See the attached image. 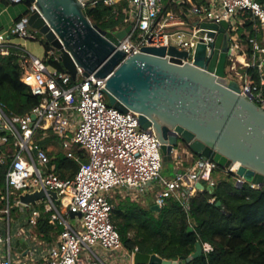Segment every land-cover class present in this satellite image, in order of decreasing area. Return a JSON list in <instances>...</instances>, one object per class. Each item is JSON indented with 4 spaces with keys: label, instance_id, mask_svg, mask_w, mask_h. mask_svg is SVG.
I'll list each match as a JSON object with an SVG mask.
<instances>
[{
    "label": "built area",
    "instance_id": "built-area-1",
    "mask_svg": "<svg viewBox=\"0 0 264 264\" xmlns=\"http://www.w3.org/2000/svg\"><path fill=\"white\" fill-rule=\"evenodd\" d=\"M121 1L106 0L105 3L113 6ZM126 1L124 25L118 30L128 25H133V28L121 41L119 49L130 56L143 53L144 48L173 46L179 51L189 52L188 59L183 63L194 65L198 45L207 46L206 58L210 59L214 51L211 44L215 38L210 37L209 31L201 28V24L227 21L232 41V51L228 57L229 74L242 83V94L252 96L254 102L264 109L263 77L258 86L245 73L237 71L239 63L241 69L255 68L263 76L264 46L254 42L248 62L240 63L241 56L235 51L239 49L237 17L240 13H247L252 22L264 30V4L260 0H203L200 4L170 0L173 4H179L180 13L166 11L163 0ZM11 2L19 4L24 1ZM87 5L84 3L85 8ZM29 11L31 14L35 11L33 4ZM29 17L16 23L11 36L0 33L1 55L10 54V47L15 46L12 43L14 38L36 41L27 26ZM20 61L22 82L34 96L41 99V103L31 113L19 118L9 117L0 107V145L7 142L5 134L9 133L16 147L6 176L7 189L9 192L11 189L20 192L18 204L20 194L42 188L57 192L61 206L50 196L42 201L45 202L46 211L51 214L50 223L64 228L52 256L43 258L37 264H109L110 261L116 263L120 253H123L128 264H134L138 251L129 253L123 248L120 234L112 222V193L120 190L138 201V195L150 194L152 186L158 184L161 191L157 194L155 206L162 208L164 200L173 197L188 210L190 199L201 192L197 187L199 183L205 181L208 186L215 187L212 173L220 167L211 160L195 158L189 152V158L194 160L192 167L185 172L177 171L173 180L162 178L164 161L160 139L153 128H141L138 113H123L108 104L107 78H95L93 75L84 77L83 70L78 67V80L74 82L68 72H58L47 65L43 58L24 49ZM32 115H36L33 127ZM38 130L53 131L61 140L67 157L79 163L73 179L59 177L55 168L50 166L47 151L33 142ZM75 148L87 154V162H81L74 152ZM177 151V147L172 151L173 160L175 157L181 159ZM4 161V157L0 156V164ZM240 166V163H235L223 169L225 173L235 175L238 187L249 184L237 174ZM250 185L253 189H259L257 185ZM72 215L75 216L73 219ZM39 217L40 214L35 213L30 224L35 225ZM5 242H8L9 256L5 255ZM211 251V246L203 244L204 253ZM83 254L86 255L85 260L82 259ZM0 264H14L10 257V240L1 231Z\"/></svg>",
    "mask_w": 264,
    "mask_h": 264
},
{
    "label": "water",
    "instance_id": "water-1",
    "mask_svg": "<svg viewBox=\"0 0 264 264\" xmlns=\"http://www.w3.org/2000/svg\"><path fill=\"white\" fill-rule=\"evenodd\" d=\"M22 1L35 7L27 26L50 44L73 81L78 80V67L84 77L107 78L109 105L123 113H138L143 130L153 128L162 143L164 162L173 161L172 151L181 144L195 158L211 160L223 169L240 163L237 174L264 188V109L252 96L243 95L240 81L228 74L232 41L227 21L201 24L215 38L214 51L206 58L207 46L198 45L191 65L183 63L189 52L173 46L144 48L135 56L120 50L133 25L107 31L93 24L84 3L95 0ZM35 120L32 115V127ZM197 187L215 191L202 183ZM47 196L60 199L57 192L42 188L20 194L19 202L37 206ZM153 210L161 208L156 205ZM16 248L24 255L30 251L24 240L16 242ZM202 255L198 242L188 259L170 262L137 252L134 264H186Z\"/></svg>",
    "mask_w": 264,
    "mask_h": 264
},
{
    "label": "trees",
    "instance_id": "trees-1",
    "mask_svg": "<svg viewBox=\"0 0 264 264\" xmlns=\"http://www.w3.org/2000/svg\"><path fill=\"white\" fill-rule=\"evenodd\" d=\"M1 1L7 6L12 5L11 0ZM105 1L95 0L93 4H88L85 8L86 14L101 29L116 31L124 25L123 9L127 6V1L123 0L113 6ZM195 2L200 4L203 0ZM260 2L264 4V0ZM22 3L28 6V12L17 23L31 15L29 8L32 4ZM163 3L166 11L181 12L179 4H173L169 0H163ZM239 16L242 24L238 28V34L244 44L249 46L248 51L251 54L258 25L245 12ZM30 30L45 49L44 62L60 73L67 72L43 36ZM22 50L19 46H11L8 56L0 54V107L9 117L14 118L31 113L41 103V99L34 96L30 88L22 82ZM244 71L249 80L261 85L262 76L257 69ZM5 135L7 142L0 145V156L5 159L0 164V196L8 193L6 176L16 152L13 136L9 133ZM75 154L81 162L88 161L84 152L75 151ZM48 156L50 166H56L59 177H75L79 168L76 160L61 153H48ZM212 177L215 191L198 192L190 199L188 210L171 197L164 200L160 211H155V202L144 204L132 200L120 190H115L110 197L113 206L112 222L120 234L123 248L129 253L137 250L173 262L190 258L196 251L197 243L201 242L202 245L211 246L213 251L203 252L201 257L186 264H264V188L253 189L250 184L238 187L235 175L225 173L223 168L214 170ZM202 184L208 186L205 181ZM10 199L14 200L13 197ZM190 227L193 232H189ZM63 230V227L51 225L50 215L42 211L36 223L38 235L52 242Z\"/></svg>",
    "mask_w": 264,
    "mask_h": 264
},
{
    "label": "crops",
    "instance_id": "crops-1",
    "mask_svg": "<svg viewBox=\"0 0 264 264\" xmlns=\"http://www.w3.org/2000/svg\"><path fill=\"white\" fill-rule=\"evenodd\" d=\"M188 1L195 2L196 0H188ZM27 12H28V6L24 3L12 4L7 6L0 0V33H6L11 36L15 29L17 20L23 17ZM237 22L239 24L238 25L239 28V26L242 24V19L240 18V16L237 17ZM256 34L257 37L259 36V39L257 37L254 38L253 47H254V42H257L259 46L263 47L264 30L258 26L256 29ZM12 43L15 46H19L39 58L45 57V49L41 45V43L37 41H29V40L14 38L12 40ZM248 47L249 46L245 45L239 36V49H236L235 51L238 52L241 56V59L239 61L240 63L250 61L252 52L251 54L249 53L248 50L250 48ZM262 77L264 79V75ZM38 131H42L43 139L46 140L54 139L55 140L54 143L57 144L56 142L57 136L53 133V131L51 130H46V131L38 130ZM47 133H50L51 137L47 136ZM52 146L54 147V145L41 146V147H43L48 153H53L51 152V148H53ZM55 150L56 153H60L57 147H55ZM75 151H80V150L76 149ZM51 166L55 168V172H56V166L55 165H51ZM67 176L69 175L67 174ZM7 192H8L7 195L0 196V231L7 240H10V257L13 263L37 264L43 258L51 257L53 252L57 248L59 235L55 237L51 242L48 238H44L43 236L38 235V233L36 232V224L35 225L30 224L31 217L35 213H39L41 216V213L43 211L45 213H48L51 218V214L46 211L45 202L42 201L38 203L41 205L40 211L38 210L36 211L35 209L33 213L29 212L27 214L26 209L28 207L22 204H18V194L15 191L12 192L11 190L9 192L8 189ZM11 197L14 198L13 201H11L10 199ZM56 202L59 205L60 201H56ZM19 240H24L28 244V248L30 251L28 252L27 255H24L23 254L24 252H21L19 251V249L16 248V242H18ZM5 255L9 256L8 246L5 248ZM121 255L123 256V253L118 254V258L121 257ZM109 264H121V262L120 259H118L116 263L110 261Z\"/></svg>",
    "mask_w": 264,
    "mask_h": 264
},
{
    "label": "rangeland",
    "instance_id": "rangeland-1",
    "mask_svg": "<svg viewBox=\"0 0 264 264\" xmlns=\"http://www.w3.org/2000/svg\"><path fill=\"white\" fill-rule=\"evenodd\" d=\"M39 37V36H38ZM40 38V37H39ZM38 39V38H37ZM235 45L237 43H234ZM34 55V54H33ZM45 58V57H44ZM43 58V59H44ZM229 65L230 62H228V66H227V70H229ZM238 69L237 71H239L240 73H244L245 71L243 69H241V66L239 63H237ZM229 74V73H228ZM242 84V83H241ZM109 104V101H108ZM73 135V134H71ZM47 136H50V133H47ZM57 144L54 143L55 140L54 139H43V134L40 131H37L33 137V142L34 143H39L40 146H51L54 145L53 148H51V152L56 153L55 147L58 148V151L62 154V155H66L65 149L62 147V142L61 140L57 137ZM77 148L74 149V152ZM177 155L181 156V159H178L177 157L174 158L173 161H169V162H163V169L161 171V177L165 178L167 180H173L176 178V174L177 171L180 172H185L188 167H192L194 164V160H191L188 156L189 151L186 149L185 146L179 144V146L177 147ZM50 152V151H49ZM177 159V160H176ZM44 171H47L46 168H43ZM208 185V184H207ZM11 191H15L13 189H11ZM161 191V188L158 184H154L151 188V192L150 194H147L146 196L144 195H138V201L143 202L144 204H149L150 202L154 203L156 201L157 198V194L158 192ZM17 194H19L20 192L15 191ZM60 205V203H59ZM61 206V205H60ZM28 208L26 209L27 214L33 213V211L36 209V211H40L41 210V205L38 204L37 206H27ZM8 246V242H5V244L3 245V248L5 249ZM82 259L85 260L86 259V255L83 254L82 255ZM121 264H128V260L126 258H124L122 255L121 257H119Z\"/></svg>",
    "mask_w": 264,
    "mask_h": 264
}]
</instances>
